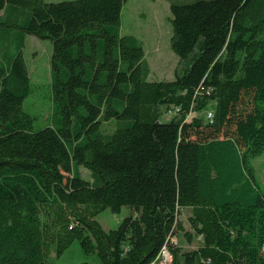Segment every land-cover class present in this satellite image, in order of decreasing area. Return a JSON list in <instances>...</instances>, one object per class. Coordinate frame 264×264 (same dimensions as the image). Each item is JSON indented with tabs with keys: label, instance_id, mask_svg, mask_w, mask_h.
Listing matches in <instances>:
<instances>
[{
	"label": "trees",
	"instance_id": "obj_1",
	"mask_svg": "<svg viewBox=\"0 0 264 264\" xmlns=\"http://www.w3.org/2000/svg\"><path fill=\"white\" fill-rule=\"evenodd\" d=\"M126 1L0 0V264H50L76 240L98 264H153L164 246L171 264H264L251 164L264 153V0H170L179 67L161 81L120 33ZM28 36L52 43L43 128L23 106ZM122 206L104 230L97 216Z\"/></svg>",
	"mask_w": 264,
	"mask_h": 264
},
{
	"label": "rangeland",
	"instance_id": "obj_2",
	"mask_svg": "<svg viewBox=\"0 0 264 264\" xmlns=\"http://www.w3.org/2000/svg\"><path fill=\"white\" fill-rule=\"evenodd\" d=\"M190 1L193 0L184 2ZM170 5V0H127L123 5L120 33L122 36H135L142 43L145 59L151 69L148 77L150 81L174 80L179 67V57L171 48ZM30 37L32 38L25 41L23 56L30 73L31 92L24 100L23 106L26 112L36 117V127L43 128L52 124L55 116L53 102L50 100L49 57L52 52V43L35 36ZM251 164L254 168L256 183L264 193V153L253 157ZM79 172L82 177L91 180L90 171L87 168L79 166ZM130 213L131 210L127 206H122L118 211L106 209L97 216V220L104 230L110 231L116 229ZM189 214L190 209H184L180 216L187 229L189 225L186 221ZM173 240L186 250L193 249V246L199 244L198 239L188 244L181 233L176 234ZM54 251L53 247V253L49 259L50 264H82L84 262L98 264V257L85 253L78 240L74 241L61 257H56Z\"/></svg>",
	"mask_w": 264,
	"mask_h": 264
},
{
	"label": "built area",
	"instance_id": "obj_3",
	"mask_svg": "<svg viewBox=\"0 0 264 264\" xmlns=\"http://www.w3.org/2000/svg\"><path fill=\"white\" fill-rule=\"evenodd\" d=\"M212 117H213L212 111H208L206 113V118L211 119ZM171 242L176 244L173 239L171 240ZM262 250L264 252V248ZM171 261H172L171 253H170L168 247L164 246L162 248L161 252L159 253L158 257H157L156 262L153 264H171Z\"/></svg>",
	"mask_w": 264,
	"mask_h": 264
},
{
	"label": "crops",
	"instance_id": "obj_4",
	"mask_svg": "<svg viewBox=\"0 0 264 264\" xmlns=\"http://www.w3.org/2000/svg\"><path fill=\"white\" fill-rule=\"evenodd\" d=\"M47 2H53V1H51V0H46ZM28 38H32V37H30V36H28V37H26V40L28 39ZM25 40V41H26ZM197 246V245H196ZM196 246H193V248H195Z\"/></svg>",
	"mask_w": 264,
	"mask_h": 264
}]
</instances>
